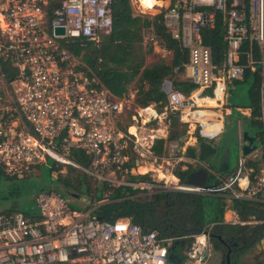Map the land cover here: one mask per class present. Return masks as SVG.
Listing matches in <instances>:
<instances>
[{"label":"built area","instance_id":"1","mask_svg":"<svg viewBox=\"0 0 264 264\" xmlns=\"http://www.w3.org/2000/svg\"><path fill=\"white\" fill-rule=\"evenodd\" d=\"M145 1L130 0L134 14L149 20L160 15L170 37L187 53L184 74L194 89L189 94L172 88L166 92L167 107L187 127L188 135L197 132L215 145L233 114L226 100L228 83L242 80L249 68L259 75L255 119L261 136L252 135L259 145L248 153L243 150L249 143L243 139L240 118L247 122L251 108L241 107L238 157L228 171L218 172L181 155L182 170L188 160L207 172L205 185L188 184L173 169L159 179L147 177L150 170L141 172V163L149 162L151 169L158 166L161 172L158 161L178 150V143L168 142V152L156 155L152 144L139 141L130 126L124 130V114L137 110L125 108L134 106L133 95H113L67 48L78 39L96 41L110 32L112 0H0V171L18 180L52 161L55 177L71 167L92 182L93 192L99 191L95 183L100 182L101 191L108 193L134 187L145 190V196L157 190L214 196L226 203V212L232 214L229 223H253L241 220L230 206L233 202L264 206V0H158L161 5L155 13L147 12ZM217 19L224 27L220 61L213 60L201 34ZM142 44L160 59L171 54L153 23L143 29ZM242 55L245 63L240 62ZM74 151H81L87 162L80 163ZM136 175L146 178L129 179ZM92 197V202L73 207L50 186L35 195L36 213L0 212V264H167L171 238H159L156 231L128 218L92 217L99 204ZM212 226L191 235L182 264H213Z\"/></svg>","mask_w":264,"mask_h":264},{"label":"trees","instance_id":"2","mask_svg":"<svg viewBox=\"0 0 264 264\" xmlns=\"http://www.w3.org/2000/svg\"><path fill=\"white\" fill-rule=\"evenodd\" d=\"M160 5L161 1L158 0L143 2V6L149 13H155V8ZM111 10L112 27L108 34L101 35L96 41L78 39L67 44V48L79 56L100 84L116 97H125L130 92V86L136 83L134 106L146 108L154 105L158 112L167 108V136L155 139L152 145L153 153L162 155L167 141H177L181 146L188 137L187 127L180 123L176 113L167 107V92L162 89L165 80L170 81L172 89L180 90L185 94H189L194 89V84L187 77L174 78L184 73L187 53L170 37L162 24L160 15L152 20L135 15L130 0H112ZM150 23L154 24L156 32L164 38L171 54L167 57L168 59L161 58L146 64V57L152 50L143 46L142 32ZM223 33V23L219 19L213 28L201 29L203 43L210 47L214 61H220L223 57L225 50ZM243 49L246 50L247 46ZM252 50L254 58H258L257 47L254 46ZM240 62H246L245 55L241 56ZM251 74H253L254 83L248 90V107L251 108L249 120L258 126L255 118L258 115L259 105V75L246 68L243 80ZM128 126L130 124L123 129L126 130ZM191 137L197 142V146L187 147L186 155L212 166L208 159L216 154L218 147L203 141L197 132L192 133ZM74 154L80 163L87 162V158L81 151H74ZM193 170L195 169L189 166L186 170H177L175 173L182 181H185L187 175ZM70 172L77 175L72 178H57V183L52 185V189L63 197L70 193L85 195L89 202H92L94 195L99 204L93 208L92 217L101 220L128 218L131 223L145 230L156 231L159 238H171L173 243L177 242L174 252L178 256L185 255L191 243V235L210 223L213 224L210 232L211 246L214 251L222 254L224 264H226L225 258L228 252L230 264H243L245 256L264 240V206L260 203L233 202L230 207L236 211L241 220L253 221L245 225L233 224L224 219L226 203L214 196L157 190L150 196L142 197L137 195L140 189L134 187H119L109 193L93 192L92 182L85 175L86 178L72 169ZM140 177L144 178L136 175L130 176L129 179L136 181L135 179L138 180ZM8 211L11 210L4 212ZM22 212L31 215L29 211ZM256 264H264V254L258 258Z\"/></svg>","mask_w":264,"mask_h":264},{"label":"rangeland","instance_id":"3","mask_svg":"<svg viewBox=\"0 0 264 264\" xmlns=\"http://www.w3.org/2000/svg\"><path fill=\"white\" fill-rule=\"evenodd\" d=\"M160 57L155 54L154 52H151L146 57V64L153 63L155 61H158ZM168 59V58H167ZM181 75L174 76L176 79H181ZM254 83V77L253 74H251L250 77H248L245 80L240 81H230L228 83V90L226 94V100L228 102V105L231 107L233 114L230 118V123H225V128L223 130V133L220 134L218 140L216 141L215 145L219 148L225 145L229 150V164L230 166H233L237 160L238 157V136H237V129H238V119L239 117V111L242 109L241 107H248L249 104V96H248V90L251 85ZM137 84L133 83L130 86V90L133 91L136 89ZM2 104L0 103V106ZM130 106H126V110L129 109ZM134 108V107H130ZM155 111H158L157 108H154ZM133 113V111H131ZM135 113V112H134ZM157 113V112H156ZM136 114V120L139 126L144 125L143 127L147 132H149V129H157L158 135H161L164 129H167V119L166 115L161 116V114H158L156 119H153V117H148L147 115H144V113L141 112V115ZM149 118V119H148ZM125 123L130 122L131 116L127 115L124 119ZM135 120V121H136ZM155 122L153 123V121ZM241 121V129L243 131L248 130L249 134L255 135V136H261V130L260 127L253 124L251 120H248L247 122L244 121V118H240ZM133 122V121H132ZM132 127V131L135 132L136 128L134 126ZM254 145H259V141L255 139ZM197 146V144H196ZM164 152L167 151V145L164 149ZM181 150H175L171 156L163 160H159L158 163L162 165L161 172L156 170L158 166H155V168L151 169V165L149 162L147 163H141V172H146L147 170H150L146 176L151 179H159L162 176H159V174H165L168 175V172L170 170H177L180 168V163L178 162V158L181 156ZM168 160V161H166ZM196 163V162H195ZM195 163H191L192 168H199V166H196ZM52 161H50L47 165L43 167H39L37 170L33 171L29 176L23 178V179H11L7 178L1 171H0V211H7V210H19V211H29V213L34 214L38 210L35 206L34 198L35 195L43 190L47 189L52 185H56L57 178H72L73 176L77 175L76 173L70 172L73 168L67 167L65 174H59L56 177L54 174H52L51 166ZM73 174V175H72ZM82 177L83 174H80ZM85 177V176H84ZM144 178H138V179H145ZM86 178V177H85ZM87 180V179H85ZM84 180V181H85ZM137 180V179H135ZM78 185V184H77ZM95 186L99 188V191H101L102 183H95ZM145 196L147 193L145 190H140L137 195ZM80 196V195H79ZM66 199L69 203L73 205V207L83 206L86 205L89 200L88 197L85 195H82L81 197L77 198L72 193L66 195ZM257 247V246H256ZM256 247L250 252L251 256L248 259V262L246 264H256L258 258L264 254V248L256 252ZM249 254V253H248ZM218 254L215 253V257L213 259V264H217L220 257L217 256ZM244 264V260H243Z\"/></svg>","mask_w":264,"mask_h":264},{"label":"crops","instance_id":"4","mask_svg":"<svg viewBox=\"0 0 264 264\" xmlns=\"http://www.w3.org/2000/svg\"><path fill=\"white\" fill-rule=\"evenodd\" d=\"M155 53V52H154ZM155 54H157V53H155ZM158 55V54H157ZM182 77H181V79L182 78H186V75L184 74V73H182V74H180ZM169 84L171 85V83H170V81H168V80H165L164 82H163V84H162V89L166 92L167 90H168V86H169ZM135 91H136V89L135 90H133V91H131L130 90V92L129 93H131L132 95H133V97H134V94H135ZM134 107V106H133ZM130 108V107H129ZM134 108H136L137 110H136V112H135V110H131V111H133V113H131V111L130 110H128L127 111V113L126 114H124V116H123V118H125L127 115H130L131 116V120H130V122H128V123H125L124 122V120H123V128L124 127H126V125L127 124H130V128H129V130H130V132H132V133H135V136H136V138L137 139H139V141H142V142H145V140L148 142V143H150V144H154V140L155 139H157V138H166V136H167V129L165 128L164 129V131L162 132V134L161 135H158L157 134V132H158V130L157 129H149V132H147L146 130H145V128L143 127L144 125H142V126H139L138 125V123H137V120L135 119L136 118V114L135 113H137L138 115H141L142 116V114H141V112L142 113H144V115H147L148 117H153V119H156V117L158 116L159 117V115L158 114H161V116H164V115H166V117H167V109H164V110H162L161 112H158V111H155L154 110V108H155V106L154 105H150V106H148V107H146V108H144V109H142V108H139V107H134ZM146 109H152L153 110V113H150V112H148V111H146ZM135 112V113H134ZM158 114H157V113ZM135 116V118H134V120L132 119V116ZM165 117V116H164ZM160 118V117H159ZM149 119V118H148ZM166 119V118H165ZM136 120V121H135ZM133 121V122H132ZM155 122V120L153 121V123ZM131 126H134L135 128H136V131L135 132H133L132 131V127ZM168 128V127H167ZM187 138V140L184 142V143H182V145L180 146V144H179V142H177V141H167L165 144H164V149H165V147H166V145L168 144V142H177L178 143V147H179V150H181V155H182V157H185V158H190V157H188L187 155H186V149H187V147H189V146H196V141L190 136V135H188V137H186ZM152 145H151V151L153 152V150H152ZM165 151V150H164ZM163 151V152H164ZM131 157H132V159H134L135 157L133 156V155H131ZM188 161V160H187ZM185 162L184 164L186 165L187 164V166L189 167V166H191V163L188 161V162ZM182 164H180V168H178L177 170H182ZM187 167V168H188ZM186 168V169H187ZM195 169V168H194ZM197 169V168H196ZM139 170H140V168H139ZM176 170V171H177ZM185 170V169H184ZM159 176H162V174H159ZM0 212H4V211H0ZM231 216H232V214H231V212H226V210H225V213H224V219H225V221L226 222H228V220L231 218ZM264 248V240H262L261 242H260V244L259 245H257V247H256V252H259V251H261L262 249ZM264 251V250H263ZM215 253H217L218 255V257H220V259H219V261H218V263L217 264H222V261H223V257H222V254L221 253H219V252H216V251H214V257H215ZM251 253H249V254H247L246 256H245V258H244V264H246L247 262H248V259H249V257L251 256L250 255ZM223 264H224V262H223Z\"/></svg>","mask_w":264,"mask_h":264},{"label":"water","instance_id":"5","mask_svg":"<svg viewBox=\"0 0 264 264\" xmlns=\"http://www.w3.org/2000/svg\"><path fill=\"white\" fill-rule=\"evenodd\" d=\"M56 32L62 34L63 29L62 28H56ZM170 84L168 86V89H170ZM243 139L248 141L249 144L243 146V150L245 153L250 152L255 145L252 144L254 142V136L249 135L248 131H243L242 133ZM208 161L211 163L213 168L217 170L218 172H226L229 170L230 164H229V150L228 148L223 145L222 147H219L216 151V154L212 156L211 158L208 159ZM208 181V174L207 172L202 168L199 167L192 172H190L186 179L185 182L191 185H205L206 182ZM77 198H79V195L73 194ZM81 197V196H80ZM183 242L181 241V244ZM177 244V242L171 244L168 248V256H167V264H182L184 261L183 256H178L174 252V247ZM224 261H222L223 264ZM226 264H230L229 260V252L226 254L225 258Z\"/></svg>","mask_w":264,"mask_h":264},{"label":"bare ground","instance_id":"6","mask_svg":"<svg viewBox=\"0 0 264 264\" xmlns=\"http://www.w3.org/2000/svg\"><path fill=\"white\" fill-rule=\"evenodd\" d=\"M146 111L150 112V113H153V110L152 109H146ZM141 168V166H140ZM161 174V173H160Z\"/></svg>","mask_w":264,"mask_h":264},{"label":"flooded vegetation","instance_id":"7","mask_svg":"<svg viewBox=\"0 0 264 264\" xmlns=\"http://www.w3.org/2000/svg\"><path fill=\"white\" fill-rule=\"evenodd\" d=\"M248 131V130H247Z\"/></svg>","mask_w":264,"mask_h":264}]
</instances>
